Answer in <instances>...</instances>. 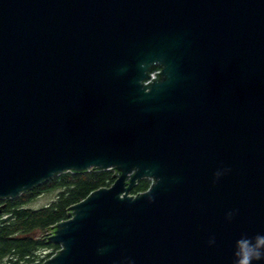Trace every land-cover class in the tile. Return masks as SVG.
<instances>
[{"label":"water","instance_id":"95a60500","mask_svg":"<svg viewBox=\"0 0 264 264\" xmlns=\"http://www.w3.org/2000/svg\"><path fill=\"white\" fill-rule=\"evenodd\" d=\"M89 170L114 182L42 264H237L264 235V0H0V200Z\"/></svg>","mask_w":264,"mask_h":264},{"label":"trees","instance_id":"16d2710c","mask_svg":"<svg viewBox=\"0 0 264 264\" xmlns=\"http://www.w3.org/2000/svg\"><path fill=\"white\" fill-rule=\"evenodd\" d=\"M111 175L112 170H89L83 173L69 171L17 198L0 200V204L5 206L0 216V262H33L39 260L37 257L41 252H46L47 258L53 256L60 249V245L48 242V237H35L34 233L46 231L51 225L66 220L68 208L85 199L97 188L110 186L114 182ZM150 184V180L141 179L132 186L130 194L143 193ZM51 190H58V195L48 205L39 209L26 206L34 194Z\"/></svg>","mask_w":264,"mask_h":264},{"label":"clouds","instance_id":"9594fccd","mask_svg":"<svg viewBox=\"0 0 264 264\" xmlns=\"http://www.w3.org/2000/svg\"><path fill=\"white\" fill-rule=\"evenodd\" d=\"M214 241H210L213 243ZM264 235H257L252 239H240L237 241V250L234 255L238 258L237 264H253V261L264 259Z\"/></svg>","mask_w":264,"mask_h":264},{"label":"rangeland","instance_id":"374dc122","mask_svg":"<svg viewBox=\"0 0 264 264\" xmlns=\"http://www.w3.org/2000/svg\"><path fill=\"white\" fill-rule=\"evenodd\" d=\"M116 172L112 170V177L114 176ZM114 179V178H113ZM109 187V186H108ZM58 195V190H51L48 192H39L34 194V196L29 200V203L26 204L27 207L29 208H33V209H39L42 208L46 205H48L49 203H51ZM3 203H1L2 205ZM3 214V213H2ZM35 237H48L50 234H46V231H36L34 233ZM46 252H44V254L41 252L39 253V256L37 257V261H33V262H27V261H23L20 264H42L43 260H47V254H45ZM45 260V261H46ZM0 264H14L12 262H10L9 260H4L3 262H0Z\"/></svg>","mask_w":264,"mask_h":264},{"label":"flooded vegetation","instance_id":"af4514ba","mask_svg":"<svg viewBox=\"0 0 264 264\" xmlns=\"http://www.w3.org/2000/svg\"><path fill=\"white\" fill-rule=\"evenodd\" d=\"M1 205V204H0Z\"/></svg>","mask_w":264,"mask_h":264}]
</instances>
